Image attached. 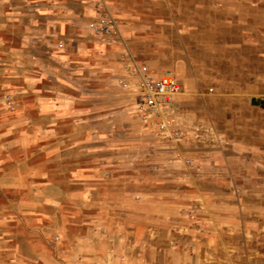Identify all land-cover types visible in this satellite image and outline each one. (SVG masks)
<instances>
[{"label":"rangeland","instance_id":"rangeland-1","mask_svg":"<svg viewBox=\"0 0 264 264\" xmlns=\"http://www.w3.org/2000/svg\"><path fill=\"white\" fill-rule=\"evenodd\" d=\"M0 264H264V0H0Z\"/></svg>","mask_w":264,"mask_h":264},{"label":"built area","instance_id":"built-area-1","mask_svg":"<svg viewBox=\"0 0 264 264\" xmlns=\"http://www.w3.org/2000/svg\"><path fill=\"white\" fill-rule=\"evenodd\" d=\"M111 23V19L107 18L91 26L103 33L109 30ZM122 61V72L117 78L119 88L134 96L136 110L142 119L155 122L162 130L167 128L171 123L168 111L172 109L180 89L177 79L167 72L155 75L130 53H126ZM174 135L177 133L174 132Z\"/></svg>","mask_w":264,"mask_h":264},{"label":"crops","instance_id":"crops-1","mask_svg":"<svg viewBox=\"0 0 264 264\" xmlns=\"http://www.w3.org/2000/svg\"><path fill=\"white\" fill-rule=\"evenodd\" d=\"M125 15V14H124ZM125 16H132L133 17V15H128V14H126ZM125 18V17H124ZM120 30H121V32H122V34L123 35H129V33H131V29L129 28V26H126V25H121V28H120ZM135 31H139V29H137V28H133V32H135Z\"/></svg>","mask_w":264,"mask_h":264}]
</instances>
